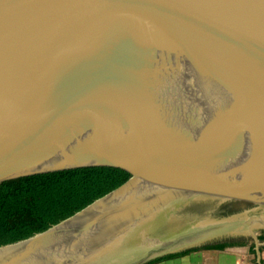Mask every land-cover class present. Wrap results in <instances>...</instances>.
<instances>
[{
    "label": "water",
    "instance_id": "95a60500",
    "mask_svg": "<svg viewBox=\"0 0 264 264\" xmlns=\"http://www.w3.org/2000/svg\"><path fill=\"white\" fill-rule=\"evenodd\" d=\"M132 43L182 57L217 88L188 77L198 90L126 99L145 90L144 76L114 86L103 75ZM59 59L73 67L60 71L72 76L64 94L32 99L35 75L46 78ZM74 78L86 84L77 94ZM91 165L130 175L1 244L0 264H143L255 239L264 228V0H0V181Z\"/></svg>",
    "mask_w": 264,
    "mask_h": 264
},
{
    "label": "trees",
    "instance_id": "16d2710c",
    "mask_svg": "<svg viewBox=\"0 0 264 264\" xmlns=\"http://www.w3.org/2000/svg\"><path fill=\"white\" fill-rule=\"evenodd\" d=\"M129 175L120 167L91 165L0 181V245L44 230L120 185ZM241 242L208 243L170 252L143 264L183 255L191 250L222 248Z\"/></svg>",
    "mask_w": 264,
    "mask_h": 264
},
{
    "label": "bare ground",
    "instance_id": "6f19581e",
    "mask_svg": "<svg viewBox=\"0 0 264 264\" xmlns=\"http://www.w3.org/2000/svg\"><path fill=\"white\" fill-rule=\"evenodd\" d=\"M157 45L166 47V43L161 40L158 41ZM127 46H129V49L127 52H124L125 56H122V61L124 62L122 64L118 63L114 65L112 70L107 71L103 75V78L105 76H109V79H118L117 82H112L114 86H120L124 83L130 84L135 80V78L144 76L145 84H147L143 87L145 90L139 92L138 94H125L124 97L126 99H155L156 97L157 99H163L168 97L171 98L170 96H175L176 94L181 93L183 90H198L199 88L190 84L191 81L195 82V84L199 87H203V91H205L204 84L206 83L207 85H213L214 89L217 88V86L210 80L202 77V75L196 69H192V67L188 65V67L185 66V62H179V60H183L182 57L177 56L179 59L177 60L176 58H171L170 55L163 54L161 51L163 47L156 46L155 49L160 51L158 52L152 50L150 45L141 47V45H135L132 43ZM106 55H108V57L112 56L111 53H106ZM50 64L52 66L53 72H51L50 75H47L46 78H42L38 76V74L35 75L37 78L36 81L38 87H33L35 88L37 95L33 96L32 99H47V96L55 94V91L57 93L64 94V87H67L69 84H67V82L71 81L72 76L69 78L68 74L60 72L62 68L73 70V67H71L67 61H62L59 59V65H56L52 61H50ZM34 67L37 66H33L30 69L32 70ZM190 70H194L193 72L195 74H191ZM186 73L187 75H185ZM188 77L191 81L187 80ZM192 78L194 79L192 80ZM78 79L79 78L73 79V81L70 83V86H77L68 92L74 94L76 93L75 89L86 85L75 84L77 83L75 80ZM218 91L221 92L222 90L219 88ZM148 92H151V94H148ZM244 121L241 122L243 127H245ZM194 123L195 121H192V125ZM255 223L256 221L254 220L249 223V226H252Z\"/></svg>",
    "mask_w": 264,
    "mask_h": 264
},
{
    "label": "crops",
    "instance_id": "0c3cea01",
    "mask_svg": "<svg viewBox=\"0 0 264 264\" xmlns=\"http://www.w3.org/2000/svg\"><path fill=\"white\" fill-rule=\"evenodd\" d=\"M222 248H200L152 264H264V230L255 239Z\"/></svg>",
    "mask_w": 264,
    "mask_h": 264
},
{
    "label": "rangeland",
    "instance_id": "374dc122",
    "mask_svg": "<svg viewBox=\"0 0 264 264\" xmlns=\"http://www.w3.org/2000/svg\"><path fill=\"white\" fill-rule=\"evenodd\" d=\"M262 230H264V228L263 229H259L258 231H262Z\"/></svg>",
    "mask_w": 264,
    "mask_h": 264
}]
</instances>
